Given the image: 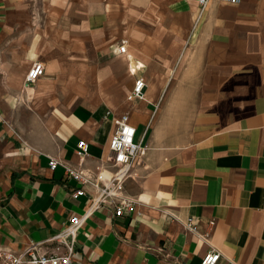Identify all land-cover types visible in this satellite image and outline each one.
<instances>
[{
  "label": "crops",
  "instance_id": "obj_1",
  "mask_svg": "<svg viewBox=\"0 0 264 264\" xmlns=\"http://www.w3.org/2000/svg\"><path fill=\"white\" fill-rule=\"evenodd\" d=\"M123 115L147 148L136 210L94 212L75 264H264V0H0V250L65 253L50 239L90 202L50 160L84 141L94 170Z\"/></svg>",
  "mask_w": 264,
  "mask_h": 264
},
{
  "label": "built area",
  "instance_id": "obj_2",
  "mask_svg": "<svg viewBox=\"0 0 264 264\" xmlns=\"http://www.w3.org/2000/svg\"><path fill=\"white\" fill-rule=\"evenodd\" d=\"M196 2L204 8L209 0H188ZM223 3L237 4L239 0H221ZM116 53L125 54L126 43L117 47ZM44 75L42 64H34L29 70L26 82L31 84ZM146 84L142 78H137L132 91L127 97L129 102L140 101L144 97ZM116 129L109 143L110 156L105 163L97 166L94 170L85 168L88 157V144L79 141L75 154L78 158L76 165L61 162L55 159L50 160V169L54 170L60 166L63 168L67 180L75 183L76 188L70 195L73 198L87 196L89 208L83 216H73L67 225L60 232L54 235L50 241L65 248L63 255H38L35 246L27 248L21 253H13L0 250V264H75L74 245L76 236L85 221L94 212L102 209L112 210L114 218L132 216L136 210V201L125 195V184L128 181L137 182L139 179L136 160L146 153L147 148L135 142L136 129L130 124L127 115H123L116 122ZM88 190H92L90 194ZM185 229L190 232H197V225L193 218L185 223ZM220 255L216 252H209L201 261V264H217Z\"/></svg>",
  "mask_w": 264,
  "mask_h": 264
},
{
  "label": "bare ground",
  "instance_id": "obj_3",
  "mask_svg": "<svg viewBox=\"0 0 264 264\" xmlns=\"http://www.w3.org/2000/svg\"><path fill=\"white\" fill-rule=\"evenodd\" d=\"M128 58H130V56H127ZM136 62V61H135ZM135 65V64H134ZM141 65V64H140ZM140 65H139V67H140ZM131 71L133 70L132 69V66H130V68H129ZM135 70V69H134Z\"/></svg>",
  "mask_w": 264,
  "mask_h": 264
}]
</instances>
